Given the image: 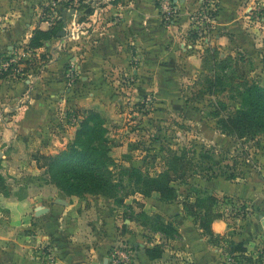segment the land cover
Here are the masks:
<instances>
[{"label": "crops", "instance_id": "0c3cea01", "mask_svg": "<svg viewBox=\"0 0 264 264\" xmlns=\"http://www.w3.org/2000/svg\"><path fill=\"white\" fill-rule=\"evenodd\" d=\"M51 1L0 0V56L25 53L36 58L39 52L44 53V47L54 53V60L41 63V71L35 76L0 78V145L7 143L3 152L20 143L32 142L39 143L41 154H56L68 140V137L63 138L64 118L71 107L96 112L105 119L117 117L120 77L134 75L139 87L154 91L158 109L176 111L181 106L185 110L186 103L180 101L182 84L202 73L205 54L211 57L213 74H217L218 64L233 61L232 56L235 58L239 53L252 54L262 46L248 36L249 29L253 28L246 23L250 18L247 14L255 10L259 0H219L218 17L203 49L190 36V16L199 0H180L175 22L166 26L157 0H119L117 3L115 0H82L79 11L71 10L75 13L66 8L61 10L60 6L58 11L51 9ZM51 11L55 16L48 18L47 13ZM59 22L63 25L61 31L67 28L65 40L58 37L60 31L46 46L29 48L34 31L48 32ZM72 23L79 27L77 32L71 30ZM77 38L79 50L88 51L79 54V84L71 85L73 82H69L65 72L67 60L60 58L57 51L60 42H73ZM189 46L194 51L188 52ZM53 130L59 134L54 144ZM117 142L122 144L118 151L125 154L124 143ZM257 159L256 170L244 180L220 177L201 180L199 186L200 181L190 179L187 185L179 186L180 192L193 186L204 193L191 196L187 193L173 203L162 202L157 193L150 197L138 194L139 205L134 207L127 199L123 203L128 207L124 208L102 196H94L87 205L77 198L60 199L53 207L44 208L48 212L40 219H33L45 231L43 241L50 252L46 264H104L109 261L110 249L122 242L134 246L136 264H264V156ZM206 193L218 200V206L229 199L239 202L248 212L232 226L229 219L213 221L211 231L221 239L214 245L200 227L202 215L198 213V219L192 217L183 206L184 202L194 203ZM142 214L160 216L173 225L177 234L171 237L143 225ZM10 233L6 239L11 240L10 245L15 249L8 251L3 249L7 243L1 241L5 237L0 232V264H40L32 256L19 260L16 248L19 241L14 237L18 231ZM230 242L244 243L246 252L230 254ZM156 246L161 247L163 254L152 260L147 250ZM229 258L233 262H229Z\"/></svg>", "mask_w": 264, "mask_h": 264}, {"label": "rangeland", "instance_id": "374dc122", "mask_svg": "<svg viewBox=\"0 0 264 264\" xmlns=\"http://www.w3.org/2000/svg\"><path fill=\"white\" fill-rule=\"evenodd\" d=\"M217 4H219V0H199L197 8L190 16L192 23L190 36L193 38L194 34L197 35V38H193V40L198 41L202 49L208 44L205 40L209 37V32L215 24L216 18L212 20L210 15ZM78 5L74 8L70 1L64 3L60 8L62 10L69 7L72 8L71 10L76 9L79 11ZM86 5H88V2ZM157 6L159 11H162L165 26L175 22L180 0H157ZM164 8L172 9L174 13L170 10L171 13L166 14ZM56 11H58L57 8ZM71 12L75 13L74 11ZM205 16L209 17L211 22L203 23L202 19ZM247 16L250 18L246 20V23L250 24V28H253V30L249 29L248 36L254 37L257 41L256 45L262 43L261 48L257 46L258 50L253 51L252 54L251 52L239 53L235 51L239 54L235 58L232 56L233 61H228V69L223 71L219 66L215 69L217 75L222 78V82L212 90L209 88L208 81L214 75V65L211 57L205 54L202 73L195 80L182 84L180 101L186 103L187 108L185 110L181 109L180 106V109L176 111H162L157 108L156 93L147 90V88L142 89L139 87L134 75L118 79L119 100L117 108L120 114L118 113L117 117L107 119L101 114L99 115L104 120L105 128L108 131L107 137L113 156L110 155L115 162L111 169L115 174L114 178L119 187L118 197L122 198L123 202L128 199L130 203L133 202L134 207L139 205L138 193H134V186L129 184L126 173L133 168H139L147 175L156 176L166 168L169 155L177 151L178 153L186 151L188 159L190 158L192 165H195L184 181L173 183L178 197H184L187 193L189 196L198 195L199 192L204 193L201 189L193 186L187 188L183 193L180 192L179 186L182 184L187 185L192 178L200 181L198 183L200 186L201 180H212L220 177L228 179L230 176H235L236 179L244 180L248 174L256 170L257 157L264 156V152H262L264 151V133L255 140H242L237 143V140L233 137H220L218 135L220 134L218 120L215 118L217 111L220 116H225L240 109L241 99L239 93L245 85L258 83L264 86V0L256 2L255 10ZM77 21L79 22V16ZM71 26L72 31L77 32L79 30V27H76L74 23ZM66 38L64 37V40ZM58 49L57 54L60 55V58L63 57L67 60L65 72L69 82H73L71 85L76 82L79 84V54H83V51L88 50L86 48L79 50V38L73 42H60ZM187 49L188 52L193 50L191 46ZM50 50L44 47V53L39 52L36 58L27 56L25 60L21 61L22 76L15 75L16 79H26V76L37 75L41 71V63L48 64L54 60L52 55L54 53ZM216 55L217 52L214 56ZM55 57L57 56L55 55ZM219 59L222 58L219 57ZM73 70L75 71L74 75H71ZM8 75L14 76L12 73ZM146 99H151L149 107L142 104ZM89 112L92 111L72 107L68 110V115L64 118L66 119V130L63 137H68V140L65 142L64 147L54 155L71 146L80 123ZM115 124L116 126H114ZM58 135L54 130L52 131V144L58 140ZM117 141L124 143L125 154L118 151L122 144ZM1 145L0 172L8 184V194L0 193V232L2 231L5 237L1 241L7 243L3 245V249L7 248L8 251L11 248L15 249L10 245L11 240L6 239V237H10V232L16 230L18 234L14 237H17L19 241L16 244L18 249L16 250L20 255L19 260H26L32 256L40 264H46L50 252L49 247L44 245L43 236L45 231L43 226L41 227L40 224L33 222V219L36 221L42 217L36 218V208L53 207L56 201L70 198L80 199L84 205H87L94 196L86 195L83 198L68 196L58 188L47 170L41 168L43 161L38 160L36 157L41 155L38 150L39 143H20L4 151L6 155H4L3 149H5V145L7 147V143ZM54 155L50 154L48 156ZM202 156H209L211 159L203 160ZM192 182L195 183L196 181L193 180ZM130 203L129 206L134 209ZM224 205H216L214 210L221 214L224 219L232 221L229 222L230 226L235 220L244 219L248 214L246 208L239 205V202L227 199L224 201ZM120 207H128V204L124 205L122 203ZM122 244H127L136 251L131 244L122 242L110 249L109 256L116 247ZM3 251L9 253L7 250Z\"/></svg>", "mask_w": 264, "mask_h": 264}, {"label": "trees", "instance_id": "16d2710c", "mask_svg": "<svg viewBox=\"0 0 264 264\" xmlns=\"http://www.w3.org/2000/svg\"><path fill=\"white\" fill-rule=\"evenodd\" d=\"M119 0H115L117 3ZM212 11L213 18L218 17V5ZM62 23L51 28L48 32L36 30L29 42V48L38 49L46 46L48 42L57 38L62 29ZM197 38V35H193ZM227 61L217 65L225 71L228 69ZM8 74L0 75L5 78ZM222 82L219 75L210 77L209 88H216ZM241 99L240 109L234 113L220 116L217 111L215 118L219 132L227 137H233L240 141L255 140L264 133V86L258 83L247 84L239 93ZM105 122L96 112L87 113L86 118L80 123L75 134V139L71 146L54 156L38 155V160L43 161L41 168L47 173L66 195L83 198L86 195L102 196L114 200L117 204H122L123 199L119 198L118 184L115 181V174L111 167L115 165L111 157L109 139L107 137ZM211 159L209 156H202V159ZM195 166V165H194ZM191 159H188L186 151L175 152L167 158L166 168L156 176H150L142 172L139 168H133L127 174L129 184L134 186V193L144 197H150L157 193L162 202L173 203L178 200V195L173 183L184 181L192 167ZM210 171V169H209ZM235 176L228 177L234 180ZM0 193L8 194V184L2 174H0ZM218 200L211 194H204L203 198H198L194 203L184 202L186 212L195 218L198 213L202 215L200 227L210 238L211 244H217L221 239L215 237L211 231V224L215 220L222 219L223 216L215 212L214 207ZM141 221L145 226H151L158 232L169 236L177 234L172 224L166 223L160 216L141 215ZM230 254H244L246 249L244 243H228ZM161 247H154L147 250L150 259L155 260L162 256ZM242 258V257H240Z\"/></svg>", "mask_w": 264, "mask_h": 264}, {"label": "built area", "instance_id": "2783aa9c", "mask_svg": "<svg viewBox=\"0 0 264 264\" xmlns=\"http://www.w3.org/2000/svg\"><path fill=\"white\" fill-rule=\"evenodd\" d=\"M71 1V5L75 7H77L76 5L79 4L82 0H70ZM69 0H52L50 3V7L51 9H55L58 6H63L64 3L66 2H70ZM215 7V6H214ZM67 10H70L72 8H66ZM174 13V11H172V9H168V8H164V12L167 14H170L171 12ZM215 10V8H214ZM213 10V11H214ZM55 16V13L53 11L47 13V17L48 18H52ZM211 19L213 20V17L210 15ZM209 17L205 16L202 19L203 23H209L211 22V20ZM65 30H67V28H65ZM27 55L25 53H23L21 56H15V55H11V56H0V75H4V74H9L12 73L13 75H22V69H21V65L20 62L23 59H26ZM74 70L72 71L71 75H74ZM150 102L151 99H146L145 101H143V105H146L147 107L150 106ZM135 255H136V251L133 250V248L127 244H122L119 247H116L111 255L109 256V262L108 264H136L135 261ZM229 262H233L231 258H229Z\"/></svg>", "mask_w": 264, "mask_h": 264}, {"label": "water", "instance_id": "95a60500", "mask_svg": "<svg viewBox=\"0 0 264 264\" xmlns=\"http://www.w3.org/2000/svg\"><path fill=\"white\" fill-rule=\"evenodd\" d=\"M58 37H59V38L66 37V30L63 29V30L60 32V34L58 35ZM47 212H48L47 209H44V208H38L37 211H36V216H37V217H40V216L46 214ZM262 225H263V228H264V220H263V222H262ZM108 262H109V261L107 260V261H105L104 264H108Z\"/></svg>", "mask_w": 264, "mask_h": 264}]
</instances>
